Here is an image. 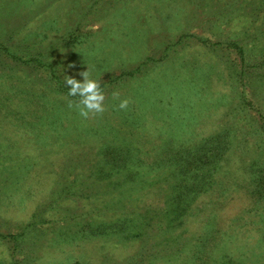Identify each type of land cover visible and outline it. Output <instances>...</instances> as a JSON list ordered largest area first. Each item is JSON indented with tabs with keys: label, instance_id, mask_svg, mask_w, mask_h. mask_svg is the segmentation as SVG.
Segmentation results:
<instances>
[{
	"label": "rangeland",
	"instance_id": "obj_1",
	"mask_svg": "<svg viewBox=\"0 0 264 264\" xmlns=\"http://www.w3.org/2000/svg\"><path fill=\"white\" fill-rule=\"evenodd\" d=\"M263 191L264 0H0V264H264Z\"/></svg>",
	"mask_w": 264,
	"mask_h": 264
},
{
	"label": "clouds",
	"instance_id": "obj_2",
	"mask_svg": "<svg viewBox=\"0 0 264 264\" xmlns=\"http://www.w3.org/2000/svg\"><path fill=\"white\" fill-rule=\"evenodd\" d=\"M83 78L78 80L71 76H64L65 86L68 88L67 97H75L78 99H67L69 109H74L83 119H92L105 112V93L101 88L98 80L91 77L88 69L80 72ZM113 99L119 100L118 108L120 110L127 109L130 101L128 98L120 99L119 92L112 93Z\"/></svg>",
	"mask_w": 264,
	"mask_h": 264
},
{
	"label": "trees",
	"instance_id": "obj_3",
	"mask_svg": "<svg viewBox=\"0 0 264 264\" xmlns=\"http://www.w3.org/2000/svg\"><path fill=\"white\" fill-rule=\"evenodd\" d=\"M263 193H264V191H263ZM257 195H259V196H260L261 194H258V192H257ZM262 198H264V196H262Z\"/></svg>",
	"mask_w": 264,
	"mask_h": 264
}]
</instances>
